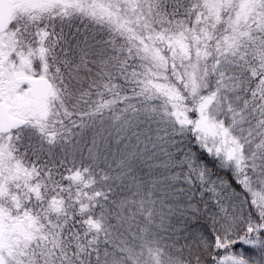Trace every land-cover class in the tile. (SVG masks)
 <instances>
[{"label":"snow or ice","instance_id":"snow-or-ice-1","mask_svg":"<svg viewBox=\"0 0 264 264\" xmlns=\"http://www.w3.org/2000/svg\"><path fill=\"white\" fill-rule=\"evenodd\" d=\"M0 264H264V0H0Z\"/></svg>","mask_w":264,"mask_h":264}]
</instances>
